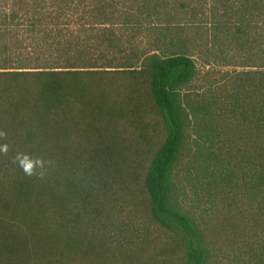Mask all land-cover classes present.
<instances>
[{
	"label": "trees",
	"instance_id": "obj_1",
	"mask_svg": "<svg viewBox=\"0 0 264 264\" xmlns=\"http://www.w3.org/2000/svg\"><path fill=\"white\" fill-rule=\"evenodd\" d=\"M128 127L177 264H264V0H0V264H117Z\"/></svg>",
	"mask_w": 264,
	"mask_h": 264
},
{
	"label": "rangeland",
	"instance_id": "obj_2",
	"mask_svg": "<svg viewBox=\"0 0 264 264\" xmlns=\"http://www.w3.org/2000/svg\"><path fill=\"white\" fill-rule=\"evenodd\" d=\"M140 40L138 35L137 41ZM197 65L204 73L206 68L198 59ZM149 117L150 134L153 136L156 116L154 117L152 110ZM123 132V137L119 140L105 143L111 144L105 148L109 149L108 157L103 161L97 160L104 164L100 167L104 171L103 186L110 195L108 197L113 207L110 213L113 223L107 225L108 240L111 242L109 247L113 254L107 257L115 258L117 264H127L121 258H143L132 264H177L183 258V252L178 247L175 248L173 235L154 223L149 216L148 198L143 188L142 171L149 160L152 144L148 137L140 139L138 130L134 127H128ZM83 153L89 161L95 156L92 151Z\"/></svg>",
	"mask_w": 264,
	"mask_h": 264
}]
</instances>
